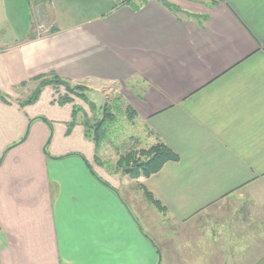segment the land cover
Instances as JSON below:
<instances>
[{
  "label": "crops",
  "instance_id": "0c3cea01",
  "mask_svg": "<svg viewBox=\"0 0 264 264\" xmlns=\"http://www.w3.org/2000/svg\"><path fill=\"white\" fill-rule=\"evenodd\" d=\"M169 1L207 17L158 0H26L44 7L39 33V13L20 25L25 0H0V264H264V0ZM49 72L85 85L98 117L109 98L132 107L178 155L130 178L165 206L161 233L118 194L131 184L91 163L80 120L65 132L73 103L51 104L47 85L19 104ZM77 153L106 182L62 159Z\"/></svg>",
  "mask_w": 264,
  "mask_h": 264
},
{
  "label": "rangeland",
  "instance_id": "374dc122",
  "mask_svg": "<svg viewBox=\"0 0 264 264\" xmlns=\"http://www.w3.org/2000/svg\"><path fill=\"white\" fill-rule=\"evenodd\" d=\"M38 13L41 17L38 24H42L43 27H47L48 26L47 16H46V13L44 11V7H41L40 5H38L36 7L31 5V7H30V4L28 5L26 0H25V2L22 4V7H19V15H20L19 18L21 20L20 25L23 24V25H25V27H27V24L29 23V21H31L32 19H35L36 15ZM2 29L7 31L5 33V35H7L10 32L9 30L11 28L9 29V25L5 24V26ZM49 31H50V27L44 31H41L38 29L39 33H45V32H49ZM0 32H2L1 29H0ZM44 87L42 88L41 92L43 91ZM60 89H61V91H63L62 87H60ZM32 90H33V88L31 89V91L28 94H31ZM41 92H40L37 100L34 101L33 103H30V104H34L39 100ZM55 96H56V93H54V97ZM54 97H52L51 104L55 103V104L60 106L61 104L57 103ZM24 98H25V95L21 97V99H24ZM75 98H78V97H74V99L71 102H69V103H73V105L71 106L72 107V109H71V120L73 117V118H76V120L78 122L79 120H82L83 116H82V111L77 112V114L75 116L72 114L74 104H78L80 102L78 100L79 102L75 103V101H74ZM83 103H85V102L83 101ZM110 103H111V98L108 99V104L110 105ZM117 103H114V104L112 103L113 105L110 107V110L112 111L114 118L111 121H108V123L106 124V128H107L106 136L103 139V141L100 143L99 148L97 150L95 149V145H94V154L95 155H94V158L93 157L91 158L92 159L91 163L95 166V168L99 167L102 170L103 174L107 173L109 175H112V178L114 180L128 182L131 184V187H132L131 189L129 187L130 185L121 184L118 187V191H119L118 194L124 198L125 202H127V204L130 206L133 213L135 214V216L139 220L140 224H142L143 228L147 232H149L150 234H151V232H153V233L158 232L159 233L160 231H157V228H158L157 227V225H158L157 220L159 219V216H158L159 213H156V211L158 209L155 206H153L152 204L150 205L148 202H144L145 200H143L141 198V195L138 193V191L136 189V187H137L135 185L136 183H134V182L132 183V180L130 179V178H134V177L129 174L128 169L127 168L126 169L124 168L125 170L122 168L116 169V164H115L118 157L120 155H123L124 153L128 152L129 150L138 152L140 149H144V148H147L150 145H152L150 143L151 138L143 130L141 123L135 118L130 119L128 117L126 108L122 104H117ZM30 104H26V105H30ZM80 106H81V104H80ZM85 106L87 107V110L82 108L83 111H85L88 116H91L92 111L90 110L89 105L87 103H85ZM102 108L103 107H101V111H100L101 116H102ZM97 113H98V110L95 111L96 117L97 118L101 117V116L98 117ZM46 118H47V116L45 114L44 115L41 114V115H37V117H35L34 119H40V120L44 121L45 123H47V125L49 126V131L53 132L52 126H50V125L55 123L56 121L54 120V118H51V119L49 118L50 120H47ZM48 121L50 122V124L48 123ZM70 121L65 122V123L61 122L62 124H65V126L67 127L65 132H67ZM91 121H93V120H91ZM56 123H59V122H56ZM71 129L69 132H67V134H70ZM85 137L87 139L91 140L92 143L94 144V142L91 138H89L88 136H85ZM17 142L18 141H14L13 143H10L9 147L14 145ZM45 148H46V151H48L47 146ZM46 153L50 154L49 152H46ZM65 154H67V153H65ZM81 154H79V153L68 154L66 156H63L62 159L67 160V161L71 160L72 158L81 159L85 163L87 168L89 169L90 173L92 172L96 177H99L104 182L105 179H103L93 169V166L91 165V163H89L86 160V158L83 157ZM136 156L140 157L142 155L139 153H136ZM70 170L72 171V165H70ZM127 189H130V193H133V196H134L133 200L131 198L132 194L129 195L126 192V191H128ZM140 200L142 201V205H139ZM138 208H140V209L144 208V209H143V211L139 212ZM149 239L151 241V238H149ZM156 247L158 248V246H156ZM156 247H155V249H156L157 254L159 256V249H157Z\"/></svg>",
  "mask_w": 264,
  "mask_h": 264
},
{
  "label": "trees",
  "instance_id": "16d2710c",
  "mask_svg": "<svg viewBox=\"0 0 264 264\" xmlns=\"http://www.w3.org/2000/svg\"><path fill=\"white\" fill-rule=\"evenodd\" d=\"M127 3H130L134 6V8H139L140 5L144 3L145 0H123ZM164 6H166L169 10L174 12L175 14H183L190 17H197L200 19H205L207 15L203 14H193L187 11L182 10L178 5L169 1V0H158ZM36 81V86L32 90L31 94L25 96L24 99H19V104L24 106L26 104L33 103L39 97V94L42 88L46 85H51L55 92V100L59 104H65L71 102L74 97L80 98L82 101L87 103L92 111V115L88 116L85 111H83V107L79 104H74L72 114L75 116L77 112L82 111L83 118L80 120V124L84 127L85 136L91 138L94 142L95 149L99 148L100 143L106 136V124L108 121H111L114 116L112 111L110 110L111 105L105 103L102 107V116L97 118L95 115L96 106L90 101L86 94V86L77 83H71L68 79L59 76L55 72H49L46 74H40L33 78ZM60 87L63 88L61 91ZM126 111L128 117L133 119L135 117V111L132 107L127 106ZM32 120V119H31ZM93 120V121H91ZM50 124V122L48 121ZM77 123L76 118L72 117L70 124L68 126L67 132L70 131L73 125ZM136 153L141 154L142 156H136ZM143 157V158H142ZM178 155L173 152L167 145H165L161 141H157L154 144L150 145L147 148L140 149L138 152L129 150L128 152L120 155L116 160V169H128V172L134 178L142 176H149L155 172H157L165 162L170 160H177ZM124 169V170H125ZM143 188V195L147 199L149 203L155 206L159 211L164 212L165 206L161 203L159 199H157L150 191Z\"/></svg>",
  "mask_w": 264,
  "mask_h": 264
},
{
  "label": "built area",
  "instance_id": "2783aa9c",
  "mask_svg": "<svg viewBox=\"0 0 264 264\" xmlns=\"http://www.w3.org/2000/svg\"><path fill=\"white\" fill-rule=\"evenodd\" d=\"M41 30V31H44V30H47L48 29V27H43V25L42 24H38V26H37V30Z\"/></svg>",
  "mask_w": 264,
  "mask_h": 264
},
{
  "label": "water",
  "instance_id": "95a60500",
  "mask_svg": "<svg viewBox=\"0 0 264 264\" xmlns=\"http://www.w3.org/2000/svg\"><path fill=\"white\" fill-rule=\"evenodd\" d=\"M156 264H159V262H157Z\"/></svg>",
  "mask_w": 264,
  "mask_h": 264
}]
</instances>
